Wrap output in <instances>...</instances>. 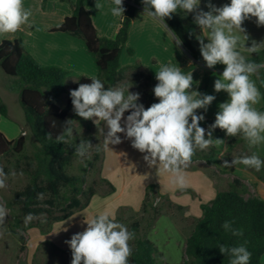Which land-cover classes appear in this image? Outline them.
<instances>
[{
  "label": "clouds",
  "instance_id": "clouds-1",
  "mask_svg": "<svg viewBox=\"0 0 264 264\" xmlns=\"http://www.w3.org/2000/svg\"><path fill=\"white\" fill-rule=\"evenodd\" d=\"M112 3L111 14L124 16L123 0H112ZM141 3L143 13L161 24L177 46L182 41L165 23L173 14H194L193 22L201 33H208L207 43L202 34L196 35L193 31L190 35H195L199 42L200 54L209 69L217 64L225 66L214 81V90L226 92L228 100L219 104L214 123L206 133L200 126L205 116L197 115L196 110L207 111L216 97L194 91L192 72L185 74L180 67L170 63L155 71L158 83L152 91L158 102L147 108L138 103L140 93L129 91L131 84L106 88L97 77L89 78L90 83H78L73 79L78 87L70 90L71 103L78 117L92 120L96 125L103 122L107 128L106 134L103 129L105 148L122 143L118 134H124L134 149L145 154L143 159L150 168L155 167L157 174H168L170 182L183 189L186 187V169L196 151L225 143L223 139L212 138L215 129L224 131L227 137L241 136L249 148L264 143V111L254 107L259 103L261 93L251 79L264 69V62L250 60L238 50V45L245 47L241 44L240 34L245 41L248 40L242 27L245 20L255 18L257 26H264V0H230L221 7L207 0L208 11L200 9L201 0H141ZM95 7L99 9L101 5L96 3ZM31 15V10L24 6V0H0V35L20 31L29 23ZM262 46L264 42L253 40L251 46L245 48L253 54L258 53ZM126 112L130 114L125 118ZM73 121H65L66 126L55 137L57 143H67L72 137ZM47 137L52 139V134L49 132ZM92 147L90 141L81 139L75 147V154L84 158ZM236 165L260 172L264 169V160L253 153L234 156L230 162H223L224 167ZM8 176L0 166V189L7 187ZM37 198L42 199L43 193H38ZM7 215L8 210L0 204V226L4 225ZM36 218L33 213H28L23 223L27 226ZM85 223L84 231L65 241L71 250V264H129L132 255L130 241L135 238L134 232L116 222L108 212H101ZM233 224V221L226 220L221 227L225 233L242 236V230L234 228ZM218 248L221 254L230 258V264H250L252 253L246 246L219 244Z\"/></svg>",
  "mask_w": 264,
  "mask_h": 264
},
{
  "label": "trees",
  "instance_id": "trees-1",
  "mask_svg": "<svg viewBox=\"0 0 264 264\" xmlns=\"http://www.w3.org/2000/svg\"><path fill=\"white\" fill-rule=\"evenodd\" d=\"M85 0H77L76 9L72 16L67 17L61 26L52 29L53 32L69 34L84 41L88 51L95 57L98 76L105 87H114L118 84H131L145 90L148 105L158 102L153 93L152 78L150 72L141 64L122 68L120 57L125 48L132 21L136 15L137 8L143 7L140 0L128 1L127 9L116 36L113 39L102 38L93 24L90 13L85 8ZM165 23L182 41V45L189 52L192 58L201 64H205L199 50V42L190 35V30L185 26L181 18L173 14L171 19ZM132 54L133 52L130 51ZM250 60L264 62V50L258 53L247 54ZM224 65L217 64L212 70L223 71ZM0 68L9 77L18 78L22 85L20 99L28 130L33 136L36 144L32 150H28V137L21 136L9 141L0 132V166L4 160L10 157L17 158L18 163L24 161L29 182L20 191L14 194V205L19 210L21 218L28 213L36 217L46 216L47 229L44 233L50 232L57 222H64L70 219L75 213L84 210L90 203L93 196L98 194L95 184L86 187L87 173L70 175L68 170L74 160L78 157L75 154L77 143L68 138L67 143H57L55 137L62 132L66 126V120H74L71 127L85 126L88 131L102 129L103 123L93 125L91 120H84L78 117L71 103L70 90L78 87V83H90L88 77H81L74 83L70 90L67 87L68 72L57 67H44L39 64L24 48L21 40L3 41L0 44ZM189 66L182 70L185 74L192 70ZM210 72H206L200 93L204 94L209 80ZM259 91L264 101V69L256 75ZM158 83V82H157ZM67 95L64 105L60 104L61 99ZM141 103V102H138ZM260 111H264V105ZM197 115H204V109L196 110ZM7 109L0 103V116H7ZM126 114H130L126 112ZM215 120L206 121V133L209 126ZM52 134L48 139L47 134ZM207 138V136H206ZM213 139L222 138V130L219 128L212 132ZM102 140V138H101ZM239 143H247L241 136L234 137L231 146ZM217 153L215 146L206 150H197L192 162L205 161L210 163ZM104 155V142L94 147L93 157L85 169L95 168L97 164L100 174V164ZM109 184V193L115 192L114 187ZM155 186H149L143 202L142 212L150 211L154 214V223L162 213L156 208L152 196ZM38 193H43V198H37ZM249 195V197H247ZM173 210L181 211L183 207L169 205ZM164 208V207H163ZM162 210V211H161ZM202 216L197 219L193 230L186 241L184 258L182 264H230V258L220 253L218 245L228 246L244 245L252 253L250 264H263L264 256V200L256 195L250 194V189L240 179H234L229 184L228 190L219 192L216 198L201 205ZM57 212L60 214L58 215ZM43 213V215H41ZM234 222L233 227L242 230V236H232L225 233L221 225L226 221ZM16 225L11 226V233L20 242L25 243L23 234L19 231L20 218H16ZM153 224H149L151 228ZM37 225L28 224L22 227V232H27ZM140 224L134 222L130 231L135 233V238L130 241L132 255L129 257V264H159L163 256L157 246L146 235L138 236ZM246 242V243H245Z\"/></svg>",
  "mask_w": 264,
  "mask_h": 264
},
{
  "label": "crops",
  "instance_id": "crops-1",
  "mask_svg": "<svg viewBox=\"0 0 264 264\" xmlns=\"http://www.w3.org/2000/svg\"><path fill=\"white\" fill-rule=\"evenodd\" d=\"M96 3L101 5L99 9L95 7ZM206 3L207 0H201L200 9L208 11ZM212 3L221 7L230 3V0H212ZM84 4L90 13L98 35L102 38L113 39L123 16L116 17L111 14V7L114 6L112 0H85ZM76 5L77 0H70L69 3L66 0H24L25 8L30 9L32 13L29 23L14 34L0 35V44L6 40H21L25 50L39 64L67 71V81H73V79L77 81L81 77H97L98 68L95 57L88 51L84 41L66 33L52 31V29L61 26L67 17L73 15ZM123 6L127 9L128 1L123 0ZM143 10V7L138 6L130 27L127 44L120 57L121 67L141 64L150 72L152 85H155L158 82L155 79V71H158L161 65L170 63L180 67L181 70L193 66L190 71L194 80L193 90L198 92L206 72H210V80L204 94L214 95L216 99L208 106L207 111L204 110L206 120L201 121L200 126L206 129V121L215 120L219 104L228 100L226 92L217 93L214 90V81L223 71L212 70L206 65L196 62L182 44L177 46L164 27L144 14ZM175 15L178 16V14ZM242 27L245 29L244 34L248 36V40L245 41L243 35L240 34L241 44H245V47H250L253 40L257 43L264 42V26H257L255 18L245 20ZM168 28L171 29L169 26ZM197 29V35L202 34L205 43H207L208 33L206 31L201 33L198 26ZM245 47L238 45V50L247 55L249 53ZM262 50H264V46L259 49V51ZM130 51L133 53L131 54ZM251 79L257 85L255 77L252 76ZM20 89L21 85L12 77L7 76L0 68V103L6 106L8 113L6 117L0 116V132L9 141L28 134L24 112L21 114ZM11 99L19 101L21 110L19 109L18 113L10 104ZM263 105L264 101L261 95L259 103L254 107L260 111ZM91 122L96 125L92 120ZM102 123L98 122L97 125ZM103 129L106 134L107 128L104 124L101 129V138L104 142ZM118 135L121 136L122 143L109 145L108 148L104 147L103 160L100 164L103 193L98 191V194L93 196L84 210L75 213L70 220H67L71 222L65 232L66 235L69 234V237L66 238L64 235L63 244L70 240V236L73 234L84 231L87 226L85 220L101 212H108L116 222L125 221L123 217L126 212L135 216L143 215V199L149 186H155L152 196H155L156 200H161L165 207L157 221L163 214L172 216L182 235L185 229L188 230L186 227H190L191 233L197 219L202 216L201 205L212 202L219 192L227 191L229 184L234 179L242 180L249 186L250 194H256L264 200V169L256 172L243 165L231 168L223 166L225 160L230 162L234 156L253 153L264 160V143L253 148H249L247 143H239L232 147L231 141L234 137H227L222 131L220 139H223L225 143L214 145L217 148V153L209 164L205 161H196L189 165L186 169V187L181 189L170 182L168 174H157L155 167L150 168L143 159L145 154L134 149L131 146V141L126 139L124 134ZM108 183L114 187L115 192L109 193ZM169 205L183 207V210H173ZM174 213L179 216L177 220ZM157 221L146 234L147 238L150 239ZM190 233L188 236L183 235L184 250ZM55 236L56 234L52 233L49 238ZM262 263L264 264V256Z\"/></svg>",
  "mask_w": 264,
  "mask_h": 264
},
{
  "label": "rangeland",
  "instance_id": "rangeland-1",
  "mask_svg": "<svg viewBox=\"0 0 264 264\" xmlns=\"http://www.w3.org/2000/svg\"><path fill=\"white\" fill-rule=\"evenodd\" d=\"M66 1L67 3H69L70 0ZM177 14L183 20V23L190 30V32L192 33L194 31L197 35V25L193 22L194 14L189 13L186 16L183 13ZM192 36L195 37V35ZM12 78L15 79L20 85H22L21 81L18 78ZM72 84V80L67 81L68 90L71 89ZM129 91L140 93L141 98L138 102H141L146 106L148 105L145 90L143 88L132 85ZM66 99L67 95H65L61 99L60 104L64 105ZM10 104H12L13 108L16 110V113L21 110L18 100L14 101L13 99H11ZM22 113L23 108L21 110V114ZM25 125L28 129L27 124ZM27 137V149L32 150L36 142L29 130ZM81 139L90 141L93 147L89 150L86 157H77L68 172L70 175H80L84 172L87 173L86 187L95 184L98 191L103 193V188L101 185L103 183L100 179V174L98 173L99 164H97L95 168H91L88 170L85 169V167H88V162L93 157L94 147L100 146L102 143L101 131L100 129H93L92 131H88L85 126H77L73 131L71 141H75L78 144ZM1 166H3L5 173L9 174V176L7 180V187L4 189H0V204L4 205L8 210L6 221L4 225L0 226V264H71L72 254L70 247H68L69 245L66 243L63 244L64 241L62 242V239H64V235H66L65 232L67 231H65V229L68 228V225L71 222H57L53 225L50 232L44 233L43 230L47 229V217L41 216L37 217L30 223L37 226L33 227L27 232H22V227L25 226L23 223L24 219L20 217L19 210L14 205V194L16 191H20L25 188V186L29 182L28 174L25 171L26 165L24 161L18 163L17 158L10 157L4 160ZM12 172H15L16 175L12 176ZM153 203H156L155 207L158 209H160V207L162 206L161 204H163L161 200H155L153 201ZM164 208L161 207L162 210ZM57 214L59 215L60 213L57 212ZM174 214V217H176L177 220L179 216L176 215L177 213ZM16 218H20L19 231L23 234L25 243L20 242V240L11 233V226L16 225ZM123 219L125 221H121L119 223L126 225L129 231L131 225L134 222H139L140 228L139 232L137 233L138 236L146 235L152 228H149V224H154V214L152 211L140 216H135L129 212H126ZM186 228H188V230L185 229L183 231L184 236H188L191 230L190 227ZM52 233L56 234V236L54 237L55 239L49 238V235ZM183 235L180 233L177 224L172 216L164 214L161 215L160 219L156 223L155 230L150 236V240L154 242L159 252L163 255L160 258L159 264H182L185 244ZM67 236L69 237V234L66 235V238H68ZM71 237L72 236H70V238Z\"/></svg>",
  "mask_w": 264,
  "mask_h": 264
}]
</instances>
